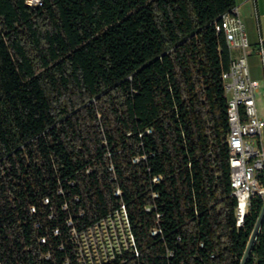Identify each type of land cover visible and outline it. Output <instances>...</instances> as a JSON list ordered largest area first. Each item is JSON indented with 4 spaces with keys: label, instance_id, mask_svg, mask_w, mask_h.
I'll return each mask as SVG.
<instances>
[{
    "label": "trees",
    "instance_id": "1",
    "mask_svg": "<svg viewBox=\"0 0 264 264\" xmlns=\"http://www.w3.org/2000/svg\"><path fill=\"white\" fill-rule=\"evenodd\" d=\"M41 2L0 0V258L76 264L69 219L81 230L122 202L140 251L125 264H241L261 204L236 228L221 83L231 57L215 28L235 0ZM152 205L163 239L149 234ZM35 219L47 262L33 254ZM246 264H264V222Z\"/></svg>",
    "mask_w": 264,
    "mask_h": 264
},
{
    "label": "built area",
    "instance_id": "2",
    "mask_svg": "<svg viewBox=\"0 0 264 264\" xmlns=\"http://www.w3.org/2000/svg\"><path fill=\"white\" fill-rule=\"evenodd\" d=\"M254 2L255 0H250ZM29 7H41V0H25ZM216 31L222 32L229 48L240 52L226 71L221 73V83L226 101V120L228 130L225 135V144L228 151L229 186L230 196L233 197L235 205L233 209L236 228L243 226L245 218L249 213L251 203L260 201L261 208L264 205V110H260L257 95H264V41L259 38L257 43L251 45L244 23L236 8L221 15L215 26ZM255 54L260 59L261 80L251 75L249 56ZM147 129L146 133H152ZM138 162V159H134ZM190 167V164H188ZM160 175L152 176L150 179L151 190L161 181ZM115 196H121V190L114 191ZM150 196L158 197L156 191ZM146 212L155 211V226L149 231L150 236L163 239L161 227L163 213L156 210L154 205L147 206ZM29 213H36L34 206L29 207ZM198 207L194 206L193 215L198 216ZM80 213L79 216H82ZM35 231V242L37 246L38 261H49L51 251L42 253L40 247L46 244L47 238L38 234L42 229L39 219L32 221ZM69 225V244L74 254L76 264H125L128 260L138 259L140 251L137 248L136 239L132 232L129 216L124 203L107 214L105 217L95 221L93 224L78 230L72 223ZM54 237L59 235L57 229L52 230ZM177 240L181 236L177 235ZM0 253L7 247L3 241ZM203 247V244H199ZM63 251V246L57 247ZM24 252L32 251V247H26ZM173 253L167 251L166 256L172 257ZM214 257L213 254L210 255ZM33 259L29 264H35ZM0 264H6L0 258ZM64 264H69L67 261Z\"/></svg>",
    "mask_w": 264,
    "mask_h": 264
},
{
    "label": "crops",
    "instance_id": "3",
    "mask_svg": "<svg viewBox=\"0 0 264 264\" xmlns=\"http://www.w3.org/2000/svg\"><path fill=\"white\" fill-rule=\"evenodd\" d=\"M233 8L237 9L244 23L251 45L254 46L259 38L264 41V0H255L254 2L250 0H235V6ZM229 52L231 59L236 58L240 54L235 49H231ZM248 61L251 67L252 77L255 78L254 69L258 68L260 74L257 78L261 80L260 59L258 56L252 54L249 56Z\"/></svg>",
    "mask_w": 264,
    "mask_h": 264
},
{
    "label": "water",
    "instance_id": "4",
    "mask_svg": "<svg viewBox=\"0 0 264 264\" xmlns=\"http://www.w3.org/2000/svg\"><path fill=\"white\" fill-rule=\"evenodd\" d=\"M263 222H264V205L261 208L258 220H257V222L255 224V227H254L253 232L251 234V237L249 239V242H248V245H247L246 251L244 253V256H243L241 264H246L247 260L249 259V255H250V253L252 251L253 245L255 243V240L257 238L258 232H259Z\"/></svg>",
    "mask_w": 264,
    "mask_h": 264
},
{
    "label": "rangeland",
    "instance_id": "5",
    "mask_svg": "<svg viewBox=\"0 0 264 264\" xmlns=\"http://www.w3.org/2000/svg\"><path fill=\"white\" fill-rule=\"evenodd\" d=\"M254 74H255V78L257 79V80H259L260 81V79H258L257 78V76H259V70H258V68H255L254 69ZM263 93V92H262ZM262 93H260L259 95H257V98H260L259 99V103H258V106H259V109L262 111V110H264V95H261Z\"/></svg>",
    "mask_w": 264,
    "mask_h": 264
}]
</instances>
